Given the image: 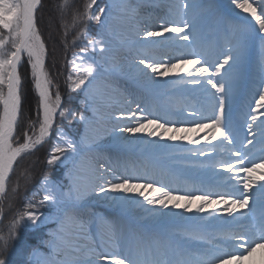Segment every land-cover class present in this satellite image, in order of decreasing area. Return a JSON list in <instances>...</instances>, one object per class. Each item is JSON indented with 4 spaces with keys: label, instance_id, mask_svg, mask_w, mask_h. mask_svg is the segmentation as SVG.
<instances>
[{
    "label": "snow or ice",
    "instance_id": "1",
    "mask_svg": "<svg viewBox=\"0 0 264 264\" xmlns=\"http://www.w3.org/2000/svg\"><path fill=\"white\" fill-rule=\"evenodd\" d=\"M147 5L163 15L143 18L137 0H86L64 22L65 53L69 30L79 48L64 57L65 96L38 27L42 0H0V264H257L264 0ZM165 95L180 100L158 105ZM78 97L82 111L67 106ZM69 115L83 125L73 136ZM50 139L46 171L16 209L33 179L17 169Z\"/></svg>",
    "mask_w": 264,
    "mask_h": 264
},
{
    "label": "rangeland",
    "instance_id": "2",
    "mask_svg": "<svg viewBox=\"0 0 264 264\" xmlns=\"http://www.w3.org/2000/svg\"><path fill=\"white\" fill-rule=\"evenodd\" d=\"M223 1V0H221ZM105 2V0H98V5L103 6V3ZM42 9H43V5H42ZM42 9L40 10L39 14H38V27L40 28L42 35L45 37L46 41L49 44L50 49L51 48H55V56H56V60L58 61L57 63V67L52 69V71L54 72V74L57 72V69H59V74L55 76V79L57 80V82L60 84V89H61V94L66 96V84L64 83L65 80V73H64V64H65V60L64 57L65 55L68 56V58H71V54L72 51H79V48H75L73 49L71 47V41L75 38V33H73L74 31H69L67 40L69 43V48L67 50V53H65L64 50V29L61 28L58 18H49L47 16L44 15ZM146 10V12L151 11L148 7L144 8ZM66 20V19H64ZM58 21V22H57ZM92 22L91 27L89 26V29L91 31L92 35L96 34V31L98 30V24L95 21H90ZM64 24V22H63ZM125 31V30H122ZM78 45H86L87 41L86 40H80L77 41ZM22 74L27 75L28 74V66L25 64L23 69H22ZM74 97H77L76 93L72 94ZM79 99H82V97H78L76 99H73L72 103L67 105L70 109H75L78 111H82L83 109L81 108L80 104H79ZM32 102V94L29 91V103ZM62 127L64 128L65 132L68 133L69 136H73L74 133L78 130L82 131L83 130V125H80L78 123V121L73 120L72 116L69 115L63 122H62ZM55 135V134H54ZM54 139H50V141L48 142V144L46 146H44L43 148H41L39 151H37V153L35 155L32 156H28L26 157L23 162L20 164V167L17 169V175H19L21 172H24L25 170H27V172H29L33 179L31 181V183H29L27 185V188L24 189L22 187V190L20 192V195L18 197V199L15 201V207L16 209H22L25 203V198H31V194L33 192L34 189H36L40 183V180L42 178L43 173L46 171V158H47V153L50 149V147L53 145L54 143ZM119 152V151H118ZM109 153H106V155H108ZM137 156L139 157V151L137 150L136 152ZM117 155H121V153H117ZM56 176V172L53 171L52 174V178H55ZM16 177H13V180H15ZM20 183L23 186L24 184V180L23 178L20 179ZM43 211V209H41ZM100 211H104L103 209H100ZM14 213H9L8 218H11V215H13ZM21 234V233H20ZM29 236L26 237V236ZM21 234V237L23 239H33L34 237L32 236L31 233L28 234ZM16 245L14 244V247ZM21 259L23 258V260H26L28 256V252L27 254L25 253L24 249H23V245L21 244Z\"/></svg>",
    "mask_w": 264,
    "mask_h": 264
},
{
    "label": "trees",
    "instance_id": "3",
    "mask_svg": "<svg viewBox=\"0 0 264 264\" xmlns=\"http://www.w3.org/2000/svg\"><path fill=\"white\" fill-rule=\"evenodd\" d=\"M85 2H86V0H68V6L66 8H62V6L64 4V0H42L43 9L42 8L41 9H42L44 15L48 17V19L49 18H56V19L58 18V21H59L61 28L64 29L63 22H67L70 24L72 21L74 13H76L77 11H80V12L83 11V7H84ZM39 12H40V10L38 11V14H39ZM64 19H66V20H64ZM91 25H92L91 22H89L88 26L91 27ZM69 31H71V32L74 31L73 33H76V30H69ZM20 233L25 234L23 229L20 230ZM26 237L29 238L28 235ZM24 251L27 254V250L24 249ZM26 257H27V255H26ZM22 260H23V258H22Z\"/></svg>",
    "mask_w": 264,
    "mask_h": 264
},
{
    "label": "bare ground",
    "instance_id": "4",
    "mask_svg": "<svg viewBox=\"0 0 264 264\" xmlns=\"http://www.w3.org/2000/svg\"><path fill=\"white\" fill-rule=\"evenodd\" d=\"M223 2H225L227 4L228 0H224ZM140 3L143 4V0H141ZM141 9H142V7H141ZM141 9H140V11H141ZM141 14H142V17L145 19H149V18L152 19V15L149 16V15H146L145 13H141ZM114 28H118L119 30H124V29H127V26L117 23V24H114ZM166 159H169V158H166ZM261 256H259L258 254L255 256L254 260L257 262V264H258Z\"/></svg>",
    "mask_w": 264,
    "mask_h": 264
}]
</instances>
